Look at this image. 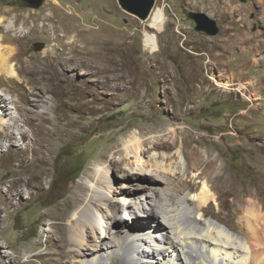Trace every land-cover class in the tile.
<instances>
[{
  "label": "rangeland",
  "instance_id": "rangeland-1",
  "mask_svg": "<svg viewBox=\"0 0 264 264\" xmlns=\"http://www.w3.org/2000/svg\"><path fill=\"white\" fill-rule=\"evenodd\" d=\"M57 3L58 13L64 20L51 19L50 8ZM156 6H163L166 22L164 31L156 35L158 49L151 54L143 48V33H154L145 25L147 19L142 21L124 11L117 0H42L38 9L29 7L22 0H0V19L14 26L11 36L23 26L25 34L31 28L43 29L29 34L22 46L24 58L41 55L53 45L61 51L62 29L75 24L76 30L71 34L82 31L83 35L79 36L82 43L77 45L79 51L85 48L76 58L79 65L99 63L100 49L106 46L110 64H149L154 71L150 74L153 81H146L140 87L122 84V88L128 89L125 94L118 87L102 85L101 82L106 80L102 77L98 78L97 85L93 84L96 77L81 73V68L75 75L79 92L64 85L55 87V93L62 96L60 99L73 105L72 109L62 111L65 115L62 123L69 136L63 138L65 141L55 143L47 176L29 185L25 193H13L12 202L5 189L15 176L16 152L26 140L20 139L17 129H13L15 139L6 138L7 131H0V264L54 263L58 245L55 239L49 240L46 235L49 222L64 223L62 215L79 197L86 173L106 148L134 129L146 133L151 128L152 132L163 135L158 138L159 145L167 137L171 139L173 134L175 146L159 149L160 152H173L182 141L184 151H192L189 155L185 153L193 164L188 166V174L163 176L167 190L182 192L189 177L195 174L196 182L202 178L211 195L215 196L208 203L207 217L243 237H252L251 233L257 231L254 224L249 228L243 221L239 224L234 209L241 207L237 214L241 219L244 215L242 207L246 208V202L251 200L257 214L264 217V0H247V3L237 0H155ZM189 11L202 12L215 19L219 27L217 36L207 37L195 32L185 18ZM103 37L107 40L105 45H101ZM37 44H40L39 50L35 47ZM14 68L17 71L20 67L14 65ZM22 76L19 74L9 81L7 75H0V94L10 101L20 92H29L31 84L20 79ZM207 76L231 85L232 89L243 85V93L257 100L247 101L235 90H220ZM17 81L21 87L13 90ZM82 90L86 92L83 93L85 96ZM84 102L89 103L83 105ZM12 106L10 104L9 108ZM24 129L31 137L30 128L25 126ZM14 140L16 143L12 145ZM198 148L204 151L199 164L196 156L189 158ZM30 154L28 151V158ZM29 169L27 174L33 167ZM117 170L115 164L111 171L113 177ZM117 181L116 186L124 182L122 179ZM150 181V177L145 178L146 183ZM200 184L195 183L193 190L198 191ZM132 203L124 204L125 210L124 206H119L117 217H126L127 205ZM143 208L150 209L146 204ZM135 212L140 214L135 217L136 221L142 223L146 213ZM99 214L103 215L102 212ZM149 219L154 220L151 216ZM128 223L132 224V221ZM124 226L121 220L117 230ZM111 233V241L115 242ZM157 237L162 246L164 241L158 234ZM146 246L148 244L144 248ZM37 253L43 255L30 258L29 263L25 261V256L29 258ZM104 263L122 264V261L114 256ZM65 264H74L72 258Z\"/></svg>",
  "mask_w": 264,
  "mask_h": 264
},
{
  "label": "bare ground",
  "instance_id": "bare-ground-1",
  "mask_svg": "<svg viewBox=\"0 0 264 264\" xmlns=\"http://www.w3.org/2000/svg\"><path fill=\"white\" fill-rule=\"evenodd\" d=\"M57 7L59 3L50 8L51 19L64 20ZM146 19L142 21L146 20L145 25L154 33H143V48L152 54L158 49L156 35L165 28L166 15L163 6L153 7ZM3 21L0 19V75H7V79L12 81L22 74L20 79L31 84V91L20 92L16 98H10V101L0 94V105L3 107L2 111L0 110V131H7L5 137L13 139V129H17L20 139L26 140L24 146L16 152L18 164L14 170L15 176L5 189L8 200L12 202L13 193H25L29 185L47 176L55 143L69 136L68 130L64 128L65 124L62 123L65 116L62 111L72 109L73 105L70 101L63 102L60 99L62 96L55 93V87L64 85L65 88L79 92L75 75H78L77 70L81 68V73L96 77L93 84L97 85L98 78L102 77L106 79L101 82L102 85L118 87L123 89L125 94L128 89L122 88V84L129 83L131 87H140L146 81H153L150 74L154 71L149 64H110L106 46L100 49L99 63L91 61L92 63L79 65L76 58L85 48L79 51L77 45L78 42L82 43L79 36L83 35V32L71 34L76 30L75 24L62 29L64 41L61 51L56 50L57 46L53 45L41 55L24 58L22 46L29 34L43 29L36 31L31 28L29 33L25 34L23 26L11 36L13 24ZM102 40L101 45H105L106 38L103 37ZM2 42L13 43L15 46L11 47ZM14 65H19L20 68L16 71ZM207 77L220 90H235L247 101L257 100L243 93V85L232 89L229 84L217 82L212 76ZM15 84L13 90L21 87L20 82ZM82 91L83 94L85 91ZM47 93L50 96L46 97ZM88 103L84 102L83 105ZM10 104L13 106L9 108ZM25 126L30 128L31 137L24 129ZM162 136L152 132L151 128L146 133L134 129L103 151L86 173L85 181L80 186L79 197L62 215L64 223L50 221L45 230L48 239H55L58 245L53 264H65L70 258L74 264H105V260L114 256L120 257L122 264H264V217L257 214L255 205L250 203L251 200L246 202V208L242 207L244 215L242 214L241 219L237 215L241 207L234 209L239 224L243 221L248 228L253 224L257 227L256 232L251 229L252 237H243L217 220L207 217L208 203L215 196L211 195L202 178L196 182L195 174H192L182 192L166 189L167 183L163 176L178 174L183 177L184 173L188 174L187 168L191 163L185 153L189 155L192 151H184L182 141L175 151L160 152L159 149H171L175 146L173 134L171 139L167 137V140L159 145L157 141ZM11 143L15 145L16 142L14 140ZM28 151L31 152L29 158ZM193 152L194 154L188 157L196 156L199 164V158L204 151L198 148ZM115 164L118 170L116 177H113L111 171ZM31 166L33 170L27 174ZM149 177L151 181L146 183L145 178ZM187 178L188 176L186 180ZM117 179L124 182L116 186ZM195 183H201L198 191L193 190ZM126 203H132L127 205L126 209V216L132 224H129L125 217H117L119 206L123 207ZM144 204L150 209L145 210ZM242 205L244 204L240 206ZM123 208L125 209L126 205ZM135 210L146 213L143 216L146 219L142 223L136 221L135 217L140 214L136 215ZM100 212L103 213L102 216ZM149 216L154 220L151 221ZM121 220L125 226L122 230H117ZM109 233L113 234L115 242L111 241L112 236ZM157 234L164 241L162 246H159ZM89 235L92 237L90 241ZM146 244L148 246L144 248ZM41 255L43 254L37 253L24 258L29 263L30 258Z\"/></svg>",
  "mask_w": 264,
  "mask_h": 264
},
{
  "label": "water",
  "instance_id": "water-1",
  "mask_svg": "<svg viewBox=\"0 0 264 264\" xmlns=\"http://www.w3.org/2000/svg\"><path fill=\"white\" fill-rule=\"evenodd\" d=\"M29 7L38 9L42 5V0H22ZM240 3H247V0H237ZM119 6L126 12L135 15L141 20L148 17L155 0H117ZM186 20L191 22L192 29L204 36L215 37L219 33V27L215 19L208 17L202 12L189 11ZM40 44L35 45L37 50Z\"/></svg>",
  "mask_w": 264,
  "mask_h": 264
},
{
  "label": "clouds",
  "instance_id": "clouds-1",
  "mask_svg": "<svg viewBox=\"0 0 264 264\" xmlns=\"http://www.w3.org/2000/svg\"><path fill=\"white\" fill-rule=\"evenodd\" d=\"M124 210H125V209H124ZM125 218H126L127 221H130V220H128V217H127V216H126Z\"/></svg>",
  "mask_w": 264,
  "mask_h": 264
}]
</instances>
